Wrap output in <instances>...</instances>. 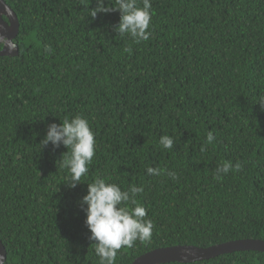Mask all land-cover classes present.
I'll use <instances>...</instances> for the list:
<instances>
[{"label": "trees", "instance_id": "1", "mask_svg": "<svg viewBox=\"0 0 264 264\" xmlns=\"http://www.w3.org/2000/svg\"><path fill=\"white\" fill-rule=\"evenodd\" d=\"M5 1L20 51L0 56L4 264H99L83 200L97 177L143 187L137 202L153 224L114 264L177 245L264 240V0H150L151 36L139 42L118 31L115 0L95 17L98 0ZM78 114L95 154L72 182L61 167L70 150L44 140ZM164 264H264V252Z\"/></svg>", "mask_w": 264, "mask_h": 264}, {"label": "clouds", "instance_id": "2", "mask_svg": "<svg viewBox=\"0 0 264 264\" xmlns=\"http://www.w3.org/2000/svg\"><path fill=\"white\" fill-rule=\"evenodd\" d=\"M115 7L121 12L117 26L121 34L129 33L137 42L150 38V0H115ZM111 10L113 9L105 6L104 0H98L97 7L91 10V15L95 17L97 12ZM8 14L11 15V12L8 11ZM16 39L0 35V51L5 47L9 51L14 50L17 47ZM46 51H51L50 46L46 47ZM212 141L213 135L208 132L206 142L211 144ZM48 142L53 145L62 142L70 150L64 156L61 167L68 170V178L72 182L81 181V177L87 174L88 165L95 154V136L88 120L78 114L70 120L65 119L60 126L52 124L44 140L45 144ZM160 143L169 149L173 139L164 135ZM232 167L230 162H225L220 171L226 174ZM235 168L239 170L241 165L237 163ZM148 171L160 175L156 169L149 168ZM142 191L143 187L136 185L122 190L118 184L99 177L89 183L87 195L83 200L88 206L86 223L91 232V239L96 242L94 251L99 258V264H114L121 248H131L135 241H144L151 237L152 221L145 219L146 209L137 202V194ZM2 259L0 257V261Z\"/></svg>", "mask_w": 264, "mask_h": 264}, {"label": "water", "instance_id": "3", "mask_svg": "<svg viewBox=\"0 0 264 264\" xmlns=\"http://www.w3.org/2000/svg\"><path fill=\"white\" fill-rule=\"evenodd\" d=\"M11 15L8 14V11ZM20 29V21L16 12L5 0H0V35H6L9 38H17ZM19 45L9 51L7 47L0 51V56H16L19 54ZM255 250L264 252V240L260 239H241L222 244L209 246L206 248L193 245H177L166 248H159L147 252L137 257L132 264H164L169 262L190 263L202 260H208L222 254L236 251ZM0 257L4 264L7 258L5 246L0 239Z\"/></svg>", "mask_w": 264, "mask_h": 264}]
</instances>
